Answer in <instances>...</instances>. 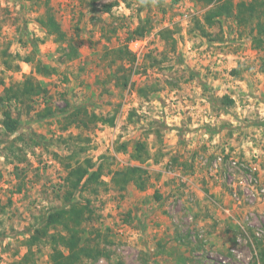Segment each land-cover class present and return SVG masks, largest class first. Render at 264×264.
I'll return each mask as SVG.
<instances>
[{
	"label": "rangeland",
	"instance_id": "1",
	"mask_svg": "<svg viewBox=\"0 0 264 264\" xmlns=\"http://www.w3.org/2000/svg\"><path fill=\"white\" fill-rule=\"evenodd\" d=\"M208 8L200 0H0V96L27 78L45 89L30 113L12 107L24 125L14 136L0 103V264L26 254L23 240L62 206L67 164L85 159L103 165L107 187L77 195L95 208L86 242L106 250L84 264H249L264 247V48L252 25L205 24ZM49 10L78 57L69 60L66 44L38 23ZM136 29L149 31L131 40ZM126 44L134 64L114 53ZM223 97L234 104L221 109ZM46 101L56 115L37 121ZM137 141L150 160L131 158ZM129 166L150 173L146 190L114 188L113 172ZM33 251L31 263H48L49 246Z\"/></svg>",
	"mask_w": 264,
	"mask_h": 264
},
{
	"label": "trees",
	"instance_id": "2",
	"mask_svg": "<svg viewBox=\"0 0 264 264\" xmlns=\"http://www.w3.org/2000/svg\"><path fill=\"white\" fill-rule=\"evenodd\" d=\"M200 1L205 7H209L204 14L203 21L205 24L213 26L221 19H232L240 27L252 25L251 35L255 47L257 49L264 48V0H244L237 3L233 0ZM112 7L113 5L104 6L106 13L111 12ZM38 23L47 30L48 35L55 37L56 42L66 44V47L63 48V54L69 60L78 57L77 48L71 42H68L65 32L61 29L55 16L50 13V10L46 18L38 19ZM148 29L142 31L136 29L133 32L136 37L131 38V40L145 37L148 34ZM254 31H256L255 34ZM114 53L117 60L130 64L136 62V55L129 50L128 44L114 50ZM23 61L31 63L32 60L27 57ZM4 63L8 69L11 68L10 60H6ZM39 72L49 74L52 70L42 66ZM233 73L239 75L237 70H234ZM128 83L129 77L126 78L124 86H127ZM140 91L141 94L146 95L142 92V89ZM44 93V87L30 78L6 88L0 96V103L4 106L2 126L6 135L14 136L24 126L21 113L18 112L17 116H14L12 107L19 111L20 106H26V112L30 113L34 109L32 105L34 98L43 96ZM211 101L214 105H217V102L212 99ZM222 101L221 109H226L234 104L228 97H223ZM44 104L46 105L44 109L36 113L37 121L53 118L56 115V112L47 101ZM84 113L87 114V112ZM93 117L94 120L92 121H99L111 126L115 121L113 118ZM73 120H76V118ZM80 123L86 125L87 122L81 121ZM40 138L41 140L39 137L33 140V144L41 146L43 144L42 140L45 141V139L41 136ZM118 151L127 152V146L125 144L121 145ZM71 157L69 156V158ZM131 158L140 162L151 159L146 142L137 141L135 143ZM95 167L96 164L92 159H85L83 162H77V164H67L66 170L68 172L61 186L62 195L59 194L62 206L50 210L43 218L42 224L31 231L29 236L23 240L22 243L27 248V252L17 264H35L31 263L35 255L33 249L40 244L47 245L51 249L49 261L46 264H84L86 260L97 263L106 256V250L100 248L99 244L93 245L86 242V228L84 225L95 217V208L92 206V201L88 199L85 204H82L77 200V195H82L84 192L97 195L103 187H107V183L102 179L104 175L103 165H99L96 169ZM150 178V173L143 167L129 166L114 171L111 181L118 191H124L130 184H133L138 190L144 191L149 186ZM157 198L159 199L160 196L157 195ZM259 245L261 243L258 242ZM249 264H264V247H260V250Z\"/></svg>",
	"mask_w": 264,
	"mask_h": 264
},
{
	"label": "built area",
	"instance_id": "3",
	"mask_svg": "<svg viewBox=\"0 0 264 264\" xmlns=\"http://www.w3.org/2000/svg\"><path fill=\"white\" fill-rule=\"evenodd\" d=\"M254 170H256L257 168H256V166H254V168H253ZM242 183V182H241ZM249 183L250 184H253V185H257V180L254 178V177H249ZM250 189H253V187H250ZM251 190H249V189H246L244 192L245 193H247V195H249V192H250ZM264 191V189H262V192Z\"/></svg>",
	"mask_w": 264,
	"mask_h": 264
}]
</instances>
